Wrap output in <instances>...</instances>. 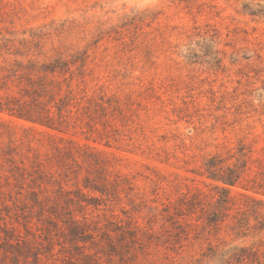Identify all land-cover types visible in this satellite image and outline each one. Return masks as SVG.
<instances>
[{"label":"rangeland","instance_id":"obj_1","mask_svg":"<svg viewBox=\"0 0 264 264\" xmlns=\"http://www.w3.org/2000/svg\"><path fill=\"white\" fill-rule=\"evenodd\" d=\"M0 46L24 110L76 60L39 97L54 127L0 111V224L42 252L0 264H264V0H0ZM34 190L91 239L47 234Z\"/></svg>","mask_w":264,"mask_h":264},{"label":"trees","instance_id":"obj_2","mask_svg":"<svg viewBox=\"0 0 264 264\" xmlns=\"http://www.w3.org/2000/svg\"><path fill=\"white\" fill-rule=\"evenodd\" d=\"M17 53L18 52H16V54ZM74 61L76 60L69 62V61L62 60V59H56L55 61L43 64L41 70H39V73H41V75L39 76V79L33 78L31 76L32 72L31 74L26 76L28 83L31 86H34V92L36 96L38 97L37 100L35 99L34 101H32L36 103L34 104L35 105L34 107H31V110H24V108L21 105L15 108L11 106V104H9L8 102L4 103L0 97V111H7L10 115L17 116V117L24 118V119H29L34 122H38L43 125H46L48 127H54L53 122H51L53 120V117L50 115L51 109L50 107H48V105L47 106L43 105V103L39 101V97H41L42 95H48L49 93L48 86L55 85L56 83L58 84V80L55 79L54 77L50 78L49 77L50 75L55 76L57 73L65 74L67 72H71V75L73 76V72L71 71V68H70V63H74ZM29 66L31 69H34L35 71L34 64L31 63ZM83 66H84V61L81 63V67L79 68V70H82L81 68ZM5 84L6 83H4L1 87L3 88ZM53 99L54 98L51 95V100ZM56 106L58 107L59 111H61V107L58 104H56ZM212 160L214 161V159ZM220 179L224 183H227L230 185H233L235 183V180H233V178H231L230 176L221 177ZM57 183H58L57 186L60 192L63 191L66 194L70 195V191L64 189L59 181H57ZM85 186L89 187L88 184H85ZM63 192H61L60 195L63 194ZM31 199L33 201V204L40 206L38 215L40 216L45 215L44 214L45 211L50 213V216L47 219L48 224L50 225L46 228L47 234L51 233L53 230L62 228V226L59 225L58 221L51 218V215H56V217L60 221H62L64 224H67L68 227H70L69 229L74 239H77L78 241H82V242H87L89 241V239H91L92 235L87 233V230L85 228V223H83L82 220H79L73 216H70L68 218L67 217L64 218V216L63 217L61 216L66 206L61 203L59 198H55L54 204L51 205L47 210H45L44 208V199H41L39 197V194L35 190L31 191ZM66 202L70 203V202H74V200L73 198L68 197V199H66ZM22 203H24V205L23 207H20V210L22 211L21 214L24 215L26 218L28 216L27 214H25V212L27 211L25 209H27L28 203L27 202H22ZM1 204H3V208H1L0 206V219H5V217L3 216V212H2L3 210L6 212V215L8 217L12 218L13 217L12 210L14 208L8 203L1 202V198H0V205ZM191 205H193L192 202H191ZM18 213H19L18 211L14 212L15 215H19ZM4 224L5 225L0 224V228H1L0 253L3 254V256L5 257H9L12 255L14 260H18L20 256H24V258L26 259L29 257H32L35 263L39 262L41 260V254H42L39 244H37L34 241H27L26 239L22 238L20 234H16L14 226L9 227L7 224V221H5ZM25 228H27V226ZM27 231L31 233L35 238L38 236L39 237L41 236L37 232H32L29 228H27ZM2 232L4 233L3 235L1 234ZM25 251H27L28 254H26Z\"/></svg>","mask_w":264,"mask_h":264}]
</instances>
